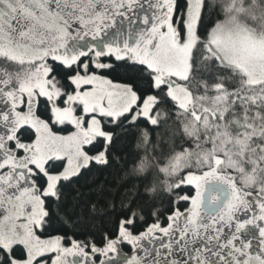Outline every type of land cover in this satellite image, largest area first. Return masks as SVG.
<instances>
[{
    "label": "snow or ice",
    "instance_id": "6c2138e0",
    "mask_svg": "<svg viewBox=\"0 0 264 264\" xmlns=\"http://www.w3.org/2000/svg\"><path fill=\"white\" fill-rule=\"evenodd\" d=\"M0 264H264V0H0Z\"/></svg>",
    "mask_w": 264,
    "mask_h": 264
},
{
    "label": "trees",
    "instance_id": "16d2710c",
    "mask_svg": "<svg viewBox=\"0 0 264 264\" xmlns=\"http://www.w3.org/2000/svg\"><path fill=\"white\" fill-rule=\"evenodd\" d=\"M116 178V174L114 171L109 170L108 172L105 173H100L98 176L95 177H90L86 178L85 181H82V191L86 194H89L88 198L94 199L95 198V193L94 189L98 187V185L102 182H107V183H112L114 182ZM91 181V182H86V181Z\"/></svg>",
    "mask_w": 264,
    "mask_h": 264
},
{
    "label": "rangeland",
    "instance_id": "374dc122",
    "mask_svg": "<svg viewBox=\"0 0 264 264\" xmlns=\"http://www.w3.org/2000/svg\"><path fill=\"white\" fill-rule=\"evenodd\" d=\"M145 9H147V4L145 3ZM141 14H143V13H141ZM150 14V13H149Z\"/></svg>",
    "mask_w": 264,
    "mask_h": 264
}]
</instances>
